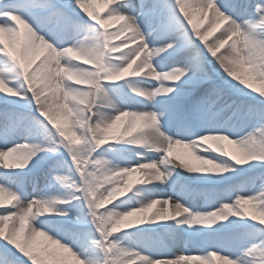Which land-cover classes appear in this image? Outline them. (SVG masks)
Wrapping results in <instances>:
<instances>
[{
	"label": "snow or ice",
	"instance_id": "6c2138e0",
	"mask_svg": "<svg viewBox=\"0 0 264 264\" xmlns=\"http://www.w3.org/2000/svg\"><path fill=\"white\" fill-rule=\"evenodd\" d=\"M103 3L0 0V264H264V0Z\"/></svg>",
	"mask_w": 264,
	"mask_h": 264
},
{
	"label": "bare ground",
	"instance_id": "6f19581e",
	"mask_svg": "<svg viewBox=\"0 0 264 264\" xmlns=\"http://www.w3.org/2000/svg\"><path fill=\"white\" fill-rule=\"evenodd\" d=\"M86 3L90 4L89 11L90 10H94V11L99 13V17H98L99 19H104L105 18L104 13L107 11L108 7H110V5L105 6V4L103 3L102 0H86ZM85 15L88 16L87 13H85ZM122 23H123V21H111L107 25L108 30L109 31L120 30V25ZM200 27H201V29H206L207 27H209V20L207 18H205L203 20V22L200 23ZM221 30H222V27H221V29H218L217 32L213 33V35L210 36L209 39L210 40L213 39L215 36H217L219 34V31H221ZM122 38L123 37L117 35V36H115V40H112L111 42L112 43H117ZM4 40H5V44L7 45V36L4 37ZM129 46H132V45L129 44ZM221 51H223V49ZM147 78L151 79V77H147ZM126 120H127V118H126ZM138 131H146V129H138ZM224 148H225L226 151H228V152H230L232 154H238L236 147L234 145H232V144H228V143L225 142L224 143ZM153 152H154V150H146L143 154L145 156H151L153 154ZM174 154L186 155L187 154V149H184L183 147H175L174 148ZM152 198L156 199V198H161V197L153 196ZM201 203H203V202L201 201ZM157 207H159V205H157ZM195 264H198V261L195 262Z\"/></svg>",
	"mask_w": 264,
	"mask_h": 264
},
{
	"label": "rangeland",
	"instance_id": "374dc122",
	"mask_svg": "<svg viewBox=\"0 0 264 264\" xmlns=\"http://www.w3.org/2000/svg\"><path fill=\"white\" fill-rule=\"evenodd\" d=\"M102 1H103V0H102ZM90 11H93V10H90ZM88 18L91 19V17H88ZM93 22H94V21H93ZM118 31H119V30H116L117 33H118ZM112 40H115V37H114ZM6 195H7V192H6ZM12 203H15V201H13ZM5 206H11V205L6 203ZM37 243H38V244H40V243H44V241H43L41 238H39V239L37 240Z\"/></svg>",
	"mask_w": 264,
	"mask_h": 264
}]
</instances>
